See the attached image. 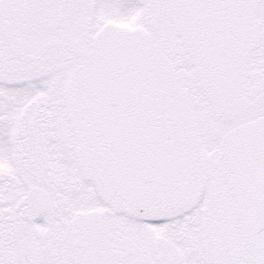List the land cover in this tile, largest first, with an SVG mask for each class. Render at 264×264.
Returning <instances> with one entry per match:
<instances>
[{
    "label": "snow or ice",
    "instance_id": "obj_1",
    "mask_svg": "<svg viewBox=\"0 0 264 264\" xmlns=\"http://www.w3.org/2000/svg\"><path fill=\"white\" fill-rule=\"evenodd\" d=\"M0 264H264V0H0Z\"/></svg>",
    "mask_w": 264,
    "mask_h": 264
}]
</instances>
